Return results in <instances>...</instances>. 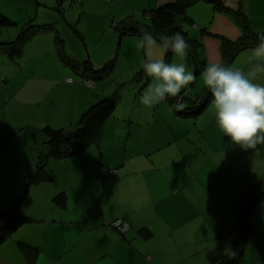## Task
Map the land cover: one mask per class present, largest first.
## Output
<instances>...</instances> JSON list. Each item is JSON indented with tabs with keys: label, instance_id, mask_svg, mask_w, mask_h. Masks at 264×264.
<instances>
[{
	"label": "crops",
	"instance_id": "obj_1",
	"mask_svg": "<svg viewBox=\"0 0 264 264\" xmlns=\"http://www.w3.org/2000/svg\"><path fill=\"white\" fill-rule=\"evenodd\" d=\"M170 1L138 0V6L146 11ZM223 1L233 9L240 1L254 31L264 33V23H257L264 19V0ZM197 10L203 14L189 10L188 17L199 30L191 36L201 45L200 59L204 67L224 64L217 36L235 41L240 30L227 14L211 7ZM43 33L27 41L18 57L30 54L31 62L41 60L37 65L19 63L10 69L0 59V82H14L10 94L0 93V119L7 101L14 122L5 123V130L0 127V184L18 183L35 169L46 143L45 127L73 131L85 109L108 91L100 84H87L80 73V79L71 78L74 71L60 59L55 37ZM250 50L239 54L249 57ZM110 55L108 51L105 58H96L93 68ZM169 104L131 113L128 120L112 115L98 142L82 156L48 160L52 182L32 186L26 198L33 200V219L41 217L37 222L46 228L41 233H34L38 226L16 231L11 241L0 244L6 246L0 264H28L16 248L17 239L38 249L33 264H211L227 255L224 249L232 248L229 232L245 190L264 179V152L254 155L233 144L217 127L211 102L192 118L177 116ZM13 139L15 144H10ZM109 170L117 177L108 176ZM12 190L17 191V185ZM59 193L66 197L64 209L53 203ZM116 220L127 224L124 235L110 226ZM142 228L152 231L150 240L138 237ZM251 233L240 264H264V200L254 208Z\"/></svg>",
	"mask_w": 264,
	"mask_h": 264
},
{
	"label": "rangeland",
	"instance_id": "obj_2",
	"mask_svg": "<svg viewBox=\"0 0 264 264\" xmlns=\"http://www.w3.org/2000/svg\"><path fill=\"white\" fill-rule=\"evenodd\" d=\"M138 3V0H0V15L14 23L11 27L0 25V45L15 42L23 28L30 22V26L33 27L45 25L53 26L52 28H54L63 41L65 59L68 60L67 62L70 63L69 65H73L75 62L83 63L89 61L92 67L96 68L93 61L96 60V58H105V54L109 51L111 57L105 60L97 69H101L108 61H113L112 70L107 78L102 81H95L94 84H100L104 90L108 89L105 94H100V97H109L115 102L116 107L113 117L121 118V120H128L131 113L145 111L146 108L147 110L149 109L140 103L139 97L151 82V78L143 71L142 62L146 54L143 49H139L136 46V38L139 36H120L116 33L115 27L121 22L128 23L139 29L149 27L151 24L150 20L143 16V9H141V7L139 8ZM199 3L191 6L188 11L190 10L192 13L196 11L200 16L203 14V10L198 11V8H212L211 4L207 2ZM260 22L264 23V19H257V23L259 24ZM196 26L197 25H192L190 28L186 27V31H188L189 34L194 32L199 34V30H197ZM43 34V36L52 35L55 37V32L52 30L46 31ZM167 52L165 53L162 47H158L151 50L150 54L153 58H160L163 56L166 60ZM5 55L6 54H0L1 63L5 61V68L10 69L19 65V63H23V66L29 67L33 64L37 65L39 61H41L37 60L31 62L30 54L25 55L23 53L22 58L12 59L11 63ZM248 55L249 54H239L231 65L246 68L249 58ZM26 56L30 59H27ZM168 61V63H186L189 70L193 73L195 72V64L189 54L186 59H181L180 57L174 56L170 51ZM70 69L73 71L71 67ZM70 74L72 76L71 78L80 79L77 73L75 74V72L73 73L70 71ZM255 82L264 84V78H257ZM13 84L14 82H10L6 85L0 82V93L3 97L6 96L7 92H9V94L11 93L14 87ZM205 88L201 75H198L193 83L192 90L189 92V96L191 98H196L203 93ZM100 97H98L97 100H99ZM6 102L7 101H4V107L2 108L4 114L2 115V119H0V127L2 126L4 130L6 129L5 123L11 124V126L14 124L11 118V105H7ZM10 144H15L14 139L10 141ZM232 172L236 177L239 176L236 171ZM3 180L7 179L3 178ZM14 181L17 182V180ZM14 185H17V191L12 190L14 189ZM23 187V180H19L18 183L13 184H0V227L4 222L3 216L6 211L11 208L13 201L18 199L21 195ZM32 190L33 187L29 189L23 198L19 210L24 215L33 219V200L29 199L30 202L26 200ZM203 192L205 194L207 193L206 190ZM206 199L208 198H205V201ZM26 203L27 206H25ZM42 214H44V211L40 213V215ZM37 216H39V213ZM38 218L40 219L41 217ZM39 219H37V221ZM37 221L34 220V222L24 226L27 229L38 226V230L34 233L39 230L41 233V230L46 228V224L43 222L38 224ZM12 236L10 237L11 239L9 238L10 240L7 241H11ZM17 241L19 240L17 239ZM1 247L2 245L0 246V258L6 252V246ZM13 250L17 251L15 248H13ZM9 252L10 250L7 249V253Z\"/></svg>",
	"mask_w": 264,
	"mask_h": 264
},
{
	"label": "trees",
	"instance_id": "obj_3",
	"mask_svg": "<svg viewBox=\"0 0 264 264\" xmlns=\"http://www.w3.org/2000/svg\"><path fill=\"white\" fill-rule=\"evenodd\" d=\"M199 2H207L208 4H211L215 12L229 15L240 30L241 36L235 41L217 36L222 44L221 51L225 65H231L239 53L247 49L255 48L258 43L257 33L252 27V21L246 12H244L240 1L238 2V6L233 9L226 6L223 0H173L155 6L151 10L143 11V16L148 18L151 23L149 27H146L145 29L156 36L157 40L161 33L171 35L172 33L179 31L189 41L192 45L189 55L195 64L194 75L196 77L201 74L204 68V64L199 56L201 45L198 40L194 39L191 34L186 31V27L190 28V26L193 25L192 20L188 17V9ZM0 25L11 27L14 23L0 15ZM52 27L53 26L50 25L33 27L30 26L29 22L26 24L25 28H23L15 42L0 45V53H6L11 59L18 58L21 56L24 44L33 36L52 30L55 32V43L59 48L58 52L60 59L68 67H71L75 73H80L90 85L94 84L95 81L98 82L107 78L112 70L113 61H108L101 69L93 68L89 61L83 63L75 62V64L69 65L70 63L65 59L63 41ZM115 31L120 36L142 35L139 28L125 22L119 23L115 27ZM203 33L206 34V30L203 29L202 34ZM166 57V62H169L170 51L167 52ZM193 83L190 85L191 90ZM211 101L212 95L207 89H204L203 93L196 98H191L188 92L184 97V110L173 111L177 116L182 118L196 117ZM168 102L174 104L175 100L169 99ZM115 107V102L111 98L101 97L83 112L77 128L73 131L64 132L62 130H54L50 127H45L43 129V134L46 139L45 146L38 153L35 169L29 172L23 179L24 187L21 195L18 199L13 201L11 208L6 211L3 216L4 222L0 227V244L10 238L24 225L34 222L32 218L20 212L19 206L22 204L23 198L32 186L52 182V177L46 171V162L48 160L59 162L82 156L88 148L94 146L98 142L100 130L106 120L113 115ZM109 171L107 172L108 176L115 178L117 174L111 176ZM244 199L245 201L243 205L238 207L236 224L229 232L230 236L233 237L231 250H233L236 255L232 256L227 254L218 256L213 259L211 264L241 263L246 248L252 242L251 217L254 213V208L259 201L264 200V179L257 184L248 187L245 190ZM53 203L57 207L64 209L66 206L65 194H57L53 199ZM116 221L110 223V226H113ZM115 230L117 231L116 228ZM128 230L129 228L122 234L118 231L117 232L120 235H124ZM137 234L138 237L143 240H150L152 238V231L149 228H142ZM16 248L28 264H33L36 261L39 253L37 248L22 241L16 242Z\"/></svg>",
	"mask_w": 264,
	"mask_h": 264
},
{
	"label": "clouds",
	"instance_id": "obj_4",
	"mask_svg": "<svg viewBox=\"0 0 264 264\" xmlns=\"http://www.w3.org/2000/svg\"><path fill=\"white\" fill-rule=\"evenodd\" d=\"M141 36L136 46L145 51L142 62L144 73L151 82L141 93L140 103L148 108L175 100L170 110L183 111L184 97L191 91L190 85L196 80L186 63H168L163 56L153 58L151 50L162 47L174 56L186 59L192 45L177 31L171 35L154 36L140 28ZM258 43L251 49L247 66L225 65L213 62L201 72L203 85L212 95V107L219 130L242 150H251L254 155L264 152V84L256 83L259 74L264 73V33H257ZM224 253H236L226 245Z\"/></svg>",
	"mask_w": 264,
	"mask_h": 264
},
{
	"label": "built area",
	"instance_id": "obj_5",
	"mask_svg": "<svg viewBox=\"0 0 264 264\" xmlns=\"http://www.w3.org/2000/svg\"><path fill=\"white\" fill-rule=\"evenodd\" d=\"M67 81H68V82H71L70 79H68ZM87 84H89V82H87ZM89 85H90V84H89ZM109 174H110L111 176H115L116 172H115V171H109ZM113 227L116 228L117 231H118L120 234L124 233V232L128 229L127 224L124 223L123 221H120V220L116 221V222L114 223Z\"/></svg>",
	"mask_w": 264,
	"mask_h": 264
}]
</instances>
